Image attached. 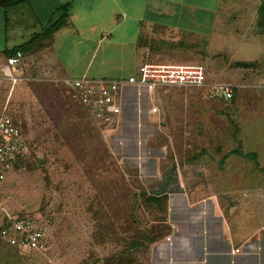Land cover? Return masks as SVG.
Wrapping results in <instances>:
<instances>
[{
	"label": "rangeland",
	"instance_id": "rangeland-1",
	"mask_svg": "<svg viewBox=\"0 0 264 264\" xmlns=\"http://www.w3.org/2000/svg\"><path fill=\"white\" fill-rule=\"evenodd\" d=\"M22 11L0 5V56L38 31L14 21ZM215 35L186 63L202 65L208 85L231 86V99L163 87L141 129L129 113L127 128L104 127L58 81L0 74V113L5 104L32 152L0 182V227L6 213L48 225L42 253L0 238V264H154L175 194L210 195L232 230L252 231L235 241L242 253L209 264H264V0H226Z\"/></svg>",
	"mask_w": 264,
	"mask_h": 264
},
{
	"label": "crops",
	"instance_id": "crops-1",
	"mask_svg": "<svg viewBox=\"0 0 264 264\" xmlns=\"http://www.w3.org/2000/svg\"><path fill=\"white\" fill-rule=\"evenodd\" d=\"M65 3H71V8L62 25L46 31L52 14L56 13L53 24L59 16L57 8ZM225 3L226 0H26L7 6L22 5L23 11L14 16V21L26 19L29 28L38 29L31 39L23 40L29 45L20 44L11 51L14 54L22 48L23 56L9 68L15 80H7L12 85L27 80L62 84L63 79L79 77L112 80L134 74L144 62L186 63L196 46L204 50L211 46ZM5 19L6 16L2 20ZM12 54L0 56V74H4L7 57ZM1 81L0 77V86L4 85ZM159 89L139 98L134 88L124 91L122 127L128 113L138 118L136 128L145 127V117L151 116L148 107ZM171 214L170 236L152 244L154 264L224 260L229 254L242 253L234 248L235 241L252 232L232 230L210 195L203 202L190 203L186 194H175Z\"/></svg>",
	"mask_w": 264,
	"mask_h": 264
},
{
	"label": "built area",
	"instance_id": "built-area-1",
	"mask_svg": "<svg viewBox=\"0 0 264 264\" xmlns=\"http://www.w3.org/2000/svg\"><path fill=\"white\" fill-rule=\"evenodd\" d=\"M22 56V52L16 50L14 54L7 57L6 66L3 68L7 79L15 80L9 68L16 66ZM61 82L73 90V97L91 113L96 121L104 127L112 126L113 129L122 124L124 91L129 88H134L137 97H140L142 94L149 95L164 86H208L224 100H230L232 97L231 86L221 83L208 85L203 66L192 63L144 62L138 66L134 74L122 79L79 77L66 78ZM147 112L149 115L156 114L158 108L151 105ZM31 153L26 137L12 117L3 109L0 113V182L12 171L24 168ZM6 216L7 222L0 227L2 240L23 250L40 253L46 251L48 227L46 221L37 222L29 217H11L8 213Z\"/></svg>",
	"mask_w": 264,
	"mask_h": 264
},
{
	"label": "trees",
	"instance_id": "trees-1",
	"mask_svg": "<svg viewBox=\"0 0 264 264\" xmlns=\"http://www.w3.org/2000/svg\"><path fill=\"white\" fill-rule=\"evenodd\" d=\"M24 1H26V0H16V1L5 0V1L2 2V5L7 7V6H11V5L22 3ZM70 8H71V3L61 4L57 8V11H58V14H59L58 18L56 19L55 22H53V24L46 31H52L54 28H57L60 25H62L65 17H67V15H68V13L70 11ZM20 51L22 52V49ZM10 54H12V53H10ZM159 192L157 193V194H159L157 196L158 198H160V193ZM154 197H156V196L154 195ZM153 200H155V198H153Z\"/></svg>",
	"mask_w": 264,
	"mask_h": 264
},
{
	"label": "water",
	"instance_id": "water-1",
	"mask_svg": "<svg viewBox=\"0 0 264 264\" xmlns=\"http://www.w3.org/2000/svg\"><path fill=\"white\" fill-rule=\"evenodd\" d=\"M3 0H0V3L2 2Z\"/></svg>",
	"mask_w": 264,
	"mask_h": 264
}]
</instances>
